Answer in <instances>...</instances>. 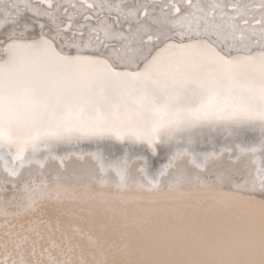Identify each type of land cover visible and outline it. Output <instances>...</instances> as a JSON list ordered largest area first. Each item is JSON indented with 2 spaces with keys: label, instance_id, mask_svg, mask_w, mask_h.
Here are the masks:
<instances>
[{
  "label": "snow or ice",
  "instance_id": "1",
  "mask_svg": "<svg viewBox=\"0 0 264 264\" xmlns=\"http://www.w3.org/2000/svg\"><path fill=\"white\" fill-rule=\"evenodd\" d=\"M0 264H264V0L0 2Z\"/></svg>",
  "mask_w": 264,
  "mask_h": 264
},
{
  "label": "bare ground",
  "instance_id": "2",
  "mask_svg": "<svg viewBox=\"0 0 264 264\" xmlns=\"http://www.w3.org/2000/svg\"><path fill=\"white\" fill-rule=\"evenodd\" d=\"M0 2H3V0H0ZM178 2H180V0H178ZM193 3H204V4H211V3H237V2H241V3H256L259 4L260 0H192ZM3 193L0 192V205H2L3 200ZM2 218H0V224H2Z\"/></svg>",
  "mask_w": 264,
  "mask_h": 264
}]
</instances>
